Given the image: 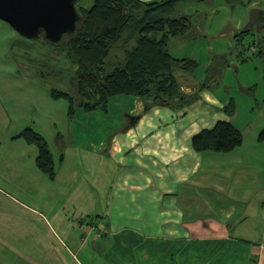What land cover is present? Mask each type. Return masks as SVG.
<instances>
[{
  "label": "crops",
  "instance_id": "obj_1",
  "mask_svg": "<svg viewBox=\"0 0 264 264\" xmlns=\"http://www.w3.org/2000/svg\"><path fill=\"white\" fill-rule=\"evenodd\" d=\"M256 27L264 28V11L246 29ZM179 69L182 90L198 93L197 101L145 111L139 97H114L113 130L73 146L62 147L59 137L67 141L72 131L68 103L58 104L67 121L59 128L46 95L12 112L0 95V264H264L260 130L247 139L242 129L243 144L230 152L196 151L193 137L220 120L234 124L236 111L218 103L217 77L191 84ZM103 111L109 118L112 107ZM28 127L49 141L54 179L38 167V147L17 137ZM50 192L68 197L66 205L47 204Z\"/></svg>",
  "mask_w": 264,
  "mask_h": 264
},
{
  "label": "trees",
  "instance_id": "obj_2",
  "mask_svg": "<svg viewBox=\"0 0 264 264\" xmlns=\"http://www.w3.org/2000/svg\"><path fill=\"white\" fill-rule=\"evenodd\" d=\"M206 1L209 0H92L89 6L77 7L80 18L74 32L58 43L47 40L41 32L29 45L38 49L41 63L47 65L64 58L72 68L71 89L51 90L54 98L68 100L70 117L79 108L108 111L111 99L120 95L139 97L145 111L154 106L177 110L197 101L199 94L182 90L174 64L194 72L198 63L174 57L169 45L173 37L184 38L191 30L192 18L184 12L185 6ZM226 1L236 6L241 0ZM235 109L232 99L226 110L232 115ZM17 137L38 147L37 165L54 179L55 160L45 137L32 127ZM258 139L264 141V128ZM243 140L241 129L220 120L197 133L192 143L198 152H230ZM1 143L0 138V151Z\"/></svg>",
  "mask_w": 264,
  "mask_h": 264
},
{
  "label": "rangeland",
  "instance_id": "obj_3",
  "mask_svg": "<svg viewBox=\"0 0 264 264\" xmlns=\"http://www.w3.org/2000/svg\"><path fill=\"white\" fill-rule=\"evenodd\" d=\"M91 4L92 0L77 1V7ZM259 11H264V0H241L236 6L229 5L226 0L188 3L184 12L192 18L191 30L184 38L173 37L169 45L174 57L191 58L198 63L194 74L183 71L190 77L191 84L197 79L204 81L207 76L217 77L214 79L217 84L212 80L211 86L216 91L218 103L226 106L231 98L234 99L236 118L233 121L239 129L244 130L247 139L252 138L254 127L260 130L259 134L264 128V28L246 29L257 18ZM241 37H245V42H252L251 50L242 46L244 40ZM34 40L20 35L8 22L0 19V95L3 105L11 112L28 109L34 107L33 96L46 95L49 113L57 118L59 128L64 127L67 121L61 118L58 104L61 100L62 104L69 102L63 97L54 98L51 90L71 89L72 68L64 58L49 61L47 65L41 63L38 49L29 45ZM213 64L219 68L218 71L210 68ZM174 68L177 74L180 69L176 64ZM178 80L182 83L180 74ZM116 103L111 99L109 107H112V113L109 118L101 109L88 113L79 108L73 118L69 117L72 118L69 124L73 127L70 126L72 131H69L67 141L63 140V133H58V136L61 133V146H73V141L78 144L90 143L97 136H107L105 131H112L118 124L116 113H113V109H117L114 107ZM54 107L59 108L52 111ZM63 111L64 108L62 114ZM45 120L48 122L49 117ZM82 124L94 127L95 131L92 132L91 128L82 131ZM55 141L60 144L58 139ZM85 146L88 147V144ZM55 167L57 170L56 161ZM50 182L49 191H52L55 183ZM50 194L53 197H47V204L66 205L68 197L60 198L59 193ZM105 200L100 196L101 205ZM37 201L41 207L46 204V199L42 197H38Z\"/></svg>",
  "mask_w": 264,
  "mask_h": 264
},
{
  "label": "water",
  "instance_id": "obj_4",
  "mask_svg": "<svg viewBox=\"0 0 264 264\" xmlns=\"http://www.w3.org/2000/svg\"><path fill=\"white\" fill-rule=\"evenodd\" d=\"M77 0H0V19L20 35L36 39L41 32L58 43L77 28Z\"/></svg>",
  "mask_w": 264,
  "mask_h": 264
}]
</instances>
